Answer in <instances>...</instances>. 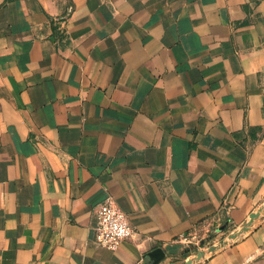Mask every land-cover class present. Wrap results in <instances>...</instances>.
<instances>
[{"label":"crops","instance_id":"crops-1","mask_svg":"<svg viewBox=\"0 0 264 264\" xmlns=\"http://www.w3.org/2000/svg\"><path fill=\"white\" fill-rule=\"evenodd\" d=\"M263 203L264 0H0V264H264L195 261Z\"/></svg>","mask_w":264,"mask_h":264},{"label":"built area","instance_id":"built-area-1","mask_svg":"<svg viewBox=\"0 0 264 264\" xmlns=\"http://www.w3.org/2000/svg\"><path fill=\"white\" fill-rule=\"evenodd\" d=\"M97 218L96 240L102 247L115 250L122 241L134 234L127 214L119 207L111 194L98 205Z\"/></svg>","mask_w":264,"mask_h":264},{"label":"water","instance_id":"water-1","mask_svg":"<svg viewBox=\"0 0 264 264\" xmlns=\"http://www.w3.org/2000/svg\"><path fill=\"white\" fill-rule=\"evenodd\" d=\"M264 212V203L258 208L257 211L250 214L249 218L239 225L232 233L223 237L218 243L211 245L207 250H201L195 257V261L201 260L207 252H213L226 244L240 240L247 230L255 225L261 214ZM161 255V251H155L154 255ZM191 264V263H188Z\"/></svg>","mask_w":264,"mask_h":264}]
</instances>
